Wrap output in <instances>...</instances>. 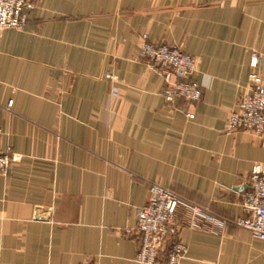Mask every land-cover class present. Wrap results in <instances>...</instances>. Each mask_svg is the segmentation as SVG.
I'll use <instances>...</instances> for the list:
<instances>
[{
    "label": "crops",
    "instance_id": "crops-1",
    "mask_svg": "<svg viewBox=\"0 0 264 264\" xmlns=\"http://www.w3.org/2000/svg\"><path fill=\"white\" fill-rule=\"evenodd\" d=\"M143 34L195 58L198 101L164 99ZM253 51L264 85V0H36L0 32V151L21 155L0 175V264H141L151 184L203 213L178 207L153 264L177 241L180 264H264L235 224L264 134L226 131Z\"/></svg>",
    "mask_w": 264,
    "mask_h": 264
},
{
    "label": "built area",
    "instance_id": "built-area-1",
    "mask_svg": "<svg viewBox=\"0 0 264 264\" xmlns=\"http://www.w3.org/2000/svg\"><path fill=\"white\" fill-rule=\"evenodd\" d=\"M36 0H0V32L6 28H21L29 18ZM140 55L161 67L165 79L162 92L164 99L172 102L177 98L195 102L201 98L202 84L191 79L196 61L179 46L153 43L146 34L142 35ZM260 57L253 51L247 90L238 102L237 110L229 112L226 118V131L232 133L247 130L257 135L264 134V85L256 71ZM108 78L114 80L113 75ZM119 88L112 86V94L117 95ZM13 100L2 107L10 109ZM189 116H192L189 114ZM0 127V136H1ZM21 159V155L10 150L0 151V175L5 174L8 167ZM250 188L243 196L242 210L244 216L235 220L240 228L264 241V161L253 166L250 177ZM178 207H187L194 213L203 215L201 209L158 184L149 186V194L145 203L138 209L135 231L139 237V248L135 260L141 264L157 263L160 251L169 236V226L176 216ZM187 247L181 242L173 243L166 254V263L180 264Z\"/></svg>",
    "mask_w": 264,
    "mask_h": 264
},
{
    "label": "rangeland",
    "instance_id": "rangeland-1",
    "mask_svg": "<svg viewBox=\"0 0 264 264\" xmlns=\"http://www.w3.org/2000/svg\"><path fill=\"white\" fill-rule=\"evenodd\" d=\"M110 79V78H109Z\"/></svg>",
    "mask_w": 264,
    "mask_h": 264
}]
</instances>
